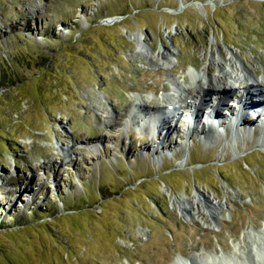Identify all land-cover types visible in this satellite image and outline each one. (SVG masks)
Wrapping results in <instances>:
<instances>
[{"label": "rangeland", "instance_id": "374dc122", "mask_svg": "<svg viewBox=\"0 0 264 264\" xmlns=\"http://www.w3.org/2000/svg\"><path fill=\"white\" fill-rule=\"evenodd\" d=\"M216 46L264 71V0H0V264L205 263L264 230V129L146 124ZM197 191L218 222L174 205Z\"/></svg>", "mask_w": 264, "mask_h": 264}, {"label": "bare ground", "instance_id": "6f19581e", "mask_svg": "<svg viewBox=\"0 0 264 264\" xmlns=\"http://www.w3.org/2000/svg\"><path fill=\"white\" fill-rule=\"evenodd\" d=\"M133 39L136 41L139 53L151 55L152 49L146 46L143 35H134ZM168 55L167 51H163L161 58L166 61ZM207 61L208 64L204 65L199 72H191L192 85L190 88H180L176 84H173L174 86L171 84L175 89V95L164 96L165 100H171V103L167 101L168 112L159 109L152 113V120L148 116L149 123L146 122V124L152 137L155 131L158 136H168L174 127L173 120L177 118L181 109L188 112L189 121L187 124L192 120L195 127L188 124L185 130L186 135L190 131L194 132V129L197 131L201 128L202 134L211 133L215 138L216 134L219 135L221 120L229 121L224 122V125L229 126L230 141L235 138L240 129L245 132L244 136L247 137L254 136L255 133L264 129V99H261L264 96L256 95H264V71H259L255 66L252 68L243 66L239 54L229 49L223 50L218 46H216V52L210 51ZM260 65L264 69V65ZM210 67L216 69V75ZM183 96L191 102L187 103ZM137 106L142 109L144 116L150 115L151 111L146 101L140 100ZM162 108L166 109V106ZM222 108L227 112H223ZM253 109L256 110L255 117L250 116L254 112ZM245 115L246 119H253V123L252 121L249 124L246 122V125L243 126ZM133 118L137 120L139 115L135 114ZM254 122H258L260 126L259 124L255 125L254 131L253 128L250 131V125H254ZM159 123L160 125H158ZM135 124L137 125V123ZM242 127H244L243 130ZM206 128L209 130L207 131ZM260 133L259 135H261ZM220 135H224V131L220 130ZM184 137L183 139H185ZM174 205L185 216H197L201 220L206 219L213 223L218 222L220 210L223 209L222 203L215 202V199L199 191L195 192L194 197L179 200ZM237 231L232 233V237H236ZM242 236V240H239L231 249L218 243L222 253L213 251L207 258V263L197 262L190 257L187 258V263L178 261L174 264H264V230L245 232Z\"/></svg>", "mask_w": 264, "mask_h": 264}, {"label": "trees", "instance_id": "16d2710c", "mask_svg": "<svg viewBox=\"0 0 264 264\" xmlns=\"http://www.w3.org/2000/svg\"><path fill=\"white\" fill-rule=\"evenodd\" d=\"M1 76V75H0Z\"/></svg>", "mask_w": 264, "mask_h": 264}]
</instances>
